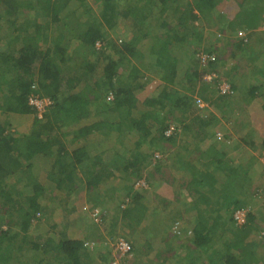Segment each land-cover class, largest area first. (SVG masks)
Wrapping results in <instances>:
<instances>
[{"label":"trees","instance_id":"trees-1","mask_svg":"<svg viewBox=\"0 0 264 264\" xmlns=\"http://www.w3.org/2000/svg\"><path fill=\"white\" fill-rule=\"evenodd\" d=\"M32 1L36 0H29L30 5ZM38 1L37 15L47 18L42 24L35 21V29L30 30L29 25L16 27L18 0H0V16L5 13L13 33H28L19 50H10L20 38L12 32L6 45H0V113L36 114L29 134L17 135L10 130V123L0 122V264H95L85 246L86 238L92 236L112 238L108 244L111 254L123 264L129 257L113 254L116 239L124 238L133 246L143 239L153 247V234L144 236L136 229L144 222L152 225L143 202L150 185L135 189L146 153L136 152L132 164L130 160L122 163V171L114 167L128 153L127 134L137 132L141 147L155 129L158 132L152 139L157 145L163 140L176 145L174 139L180 131L184 133L171 163L176 172L190 180L188 190L197 197V206H205L206 214L198 208L193 230L189 237L183 235V240L200 249L203 260L213 263L251 264L262 260L257 251L260 244L264 246V235L254 242L242 240L256 234L257 212L250 209L246 223L240 226L224 214L223 208L253 199L254 179L247 163L233 162L221 139H232L227 123H239L242 133L243 128H249L251 123L240 119L244 106L264 95V0H74L79 7L68 8L66 14V6L73 0ZM232 2H236L234 6ZM220 10L236 13L229 18ZM82 15L87 17L85 24L80 21ZM121 21L125 32L116 36ZM53 24L51 37L48 29ZM239 31L252 32L240 39L236 37ZM139 39L146 41L148 55L137 49ZM220 41L227 54L244 60L245 72L238 70L240 64L226 66L225 54L218 51ZM199 53L216 58L202 66ZM206 73H217V77L205 80ZM156 76L165 85L147 91ZM223 82L230 84L234 94L220 93L218 87ZM31 96L52 100L41 117L29 102ZM201 102L220 115H202ZM261 105L264 112V97ZM199 110L201 113L195 115ZM92 115L95 121L81 127L74 124L76 119ZM170 124L178 127L176 135H166L165 128ZM190 132H194L195 142L189 140ZM218 132L223 135L218 136ZM197 135L199 141L214 140L199 149L205 145H196ZM245 137V143L264 148V140L259 142L250 134ZM103 144L108 147L97 153ZM160 146L156 149L162 156H169ZM196 151L198 158H193ZM37 152L57 157L48 174L50 182L43 183L38 176L34 162ZM112 176L118 177L110 181ZM82 191L88 209L102 212L101 223L79 239L64 227L72 230L74 223L81 226L82 217L71 215L73 209L66 204ZM58 208L59 214L64 212L63 224L50 220ZM49 211L51 215L47 216ZM174 216L166 229L175 233L178 224L183 234ZM37 222L39 230L33 233ZM227 231L238 239L234 245L225 241ZM217 242L220 246H215ZM187 259L198 264L197 259Z\"/></svg>","mask_w":264,"mask_h":264},{"label":"crops","instance_id":"crops-1","mask_svg":"<svg viewBox=\"0 0 264 264\" xmlns=\"http://www.w3.org/2000/svg\"><path fill=\"white\" fill-rule=\"evenodd\" d=\"M74 3L76 4V2L73 0L67 4L65 8L66 11L64 12V14L68 13V10H67L68 8L79 7L77 6V4L74 6ZM226 3L229 4L231 2L227 1ZM235 3L236 2H232V5L234 6ZM10 4L11 3H9V5ZM18 6H19L18 19L16 21V27L18 28L20 27L27 28V25H29L31 26L30 30H34L35 21H37L38 24H42L47 18L43 14L37 15V13L40 11V3L38 0L32 1L31 5L29 3V0H18ZM80 12L78 11L77 14H79ZM220 12L226 13L229 18H232L233 15L236 13V11H229V10L228 11L220 10ZM1 16H0V32H1L2 39H1L0 45L4 47L6 45L7 37L10 38L9 36L11 35V32L13 33V31L10 26V23L6 21V19H4L5 13L3 15L1 14ZM61 16H63V14H61ZM79 18H80V21L85 24L87 17L85 15H82ZM54 26L55 24H53L48 29V32H51L52 30H54L55 29ZM125 28L126 27H123L122 21H121L120 25L117 26L118 34L116 36H119L120 33L123 34L125 32L124 31ZM15 30L16 29L14 28V31ZM15 33H13L12 36L17 37L16 35H18L20 38L18 42L15 45H13L15 47L10 48V50H13L16 48L19 50L20 46L22 45L23 37H25V35H28V33L25 31H16ZM52 34H53V31L51 33V37H52ZM138 34L139 33H135L136 36H138ZM222 43H223L222 41L219 42L218 51H221V48L222 50H224V46H222ZM137 49L147 55L149 54L147 43L146 41H144V39L138 40ZM231 58H234V57L231 56ZM146 59H149V58H146ZM236 62L237 63L235 65L240 64V66L238 67V70L242 71L243 68L241 67V65L242 64L244 65L243 63L244 61L242 62V60L236 59ZM98 71H100V69ZM146 76L152 77V75L150 74H146ZM156 77L152 78L150 84L146 88L147 91L148 90L154 91L156 87L161 88L165 85L163 84L161 80L158 79V77L157 78ZM260 88L261 89L259 92L262 91V87ZM263 97L264 95L256 99V101L249 104L248 106H244L245 108L243 109V114H242L243 117L245 116L244 118L242 117V121L251 123L248 129L243 128L245 129V132L243 133H245L247 136L250 134L251 136L256 138L259 142H263L264 140V121H263L264 112L262 109L263 106L261 105ZM202 111L205 112L202 115L210 114L211 112H214V114L217 113V115H220L218 114V112L212 110V108L211 109L203 108ZM252 111H255V113H253ZM199 113H201L200 110L198 113H194V114L199 115ZM35 115H36L35 113H27V114L0 113V122L7 121L8 123H10L11 125L10 130L17 135L29 134L30 132H32L34 128L33 123H34ZM49 115L51 114L49 113ZM249 115H251L250 118H249ZM252 115H258V120L254 119ZM92 121H95L94 115L84 117L82 119H76L75 120L76 123L74 124H77V126L81 127L82 125L88 124ZM215 131L217 132L216 129ZM155 132L157 133L158 131L155 129ZM227 132L230 135V137H232V139L230 140L221 139V141H225L223 142V145H225V150L227 151L229 156L232 157L233 162H240V163L245 162L247 163L246 165L250 166L251 168L250 177L251 179H254L251 191H253L254 196L252 200L248 198H247L248 200H246L245 198L243 202L240 203V205H237L236 207L232 206L230 209L223 208L224 209L223 211L225 212L224 213L225 215L233 217L234 211L236 209L250 210L253 208V210L257 212L256 215L259 219L258 221L259 228L255 235L253 234L250 237L247 236L243 238L242 240H244L246 243L250 241L254 242L252 240H257V238L259 239V236L261 234L264 235V148L262 149L260 147L259 148L257 147L256 149L251 144H249V142L245 143L243 139L246 137H245V134L241 132V128L235 130V132L233 131H227ZM156 133H153V134L151 133V136L147 138L148 140L146 139L147 140L146 142L144 141V143L142 142L143 144L141 143L142 145L140 144L141 147L138 145L139 140H137L138 138L137 132L127 134L129 137H127L126 139V142H128L126 144L127 146H130L128 148V153L125 156V158H122L121 161L118 162V165L114 167V169L118 168L115 170L120 169L122 171L123 169L122 163H124V161L130 160V163L132 164L134 161L133 156L136 155V152L143 150L144 153H146V156L144 158L146 164L143 165V173L141 175L142 177L146 178L149 181L150 187L148 189L145 188L146 190L144 193L143 202L146 204L148 208V210L146 211L147 214L151 216V220H150L151 222L148 221V223H152V225L145 224L144 222L139 228H136V229L140 230L142 235L144 236L153 234L154 238L151 239L152 241L151 243H153L152 244L153 247L149 248V246H147V243H145L146 241H142L143 239L142 240L138 239L133 246L134 247L133 255L129 259L124 260V261L126 262V264H192L190 263L189 259H187L189 256L190 259L192 260L197 259L198 264H225L219 261H217L216 263H213L212 261L203 260L199 256V253L201 252V250L196 249V247L194 248V246L191 245V243L189 242L186 243L185 242L186 239L183 240L184 239L183 235L184 237H187V236L189 237L191 234V231L193 230L192 227L195 224L194 218L198 216V212H199L198 208H200V212L201 211L205 212V206L204 207H202V205L200 207L197 206V203H196L197 197L192 195L191 191L188 190V183L190 182V180L188 179V177H186V175L182 174L181 172H176L173 167V163H171V160L173 159L171 158V155L173 153L178 152L177 151L179 148L178 145L182 142L181 138L183 137L184 133L180 131L178 137L176 136L177 138L174 139L176 141V145H174L173 143L169 144L165 140H163L162 142L163 145L162 143H159L161 145L160 147L163 146L162 148L167 149L168 155L170 154L169 156H165V155L162 156L161 151L156 149L157 148L156 146H158L159 144L157 145V142L152 139L154 137L153 135H156ZM188 134L190 135L189 140H193L195 142L194 132L192 133L190 132ZM199 139H200L199 135H197L196 145L198 146L197 143H199V145H205V146L200 147L199 149L201 148L205 149L207 147L206 144L207 143L209 144L214 140L213 137L207 138L204 141H199ZM106 144H103L100 147L97 146L99 148H97L96 152L98 153L100 151H103L106 147H108V145ZM113 145H114L113 147L117 146V144H113ZM192 145L195 146V143ZM120 147H122V144ZM116 150H119V149L116 148ZM156 151L161 155L160 157H154L155 156L154 154ZM196 153L197 151L195 152V155L193 158H196V157L198 158V155H196ZM56 158H57L56 155L45 154L43 152H37V154L35 155L34 157L35 167L38 168L39 170L38 176L43 180V183L50 182V180L48 181L49 179L48 174L52 166L54 165ZM105 158H107L106 155L105 156L103 155V159ZM134 166H137V165H134ZM127 173L129 177H131L132 179H136V175H134L133 177L130 171H127ZM139 176H140V172H139ZM115 177H118V176H112V178H109L110 181H113ZM140 190H144V189H140ZM256 192H258V195L255 194ZM78 194L84 197L85 196L84 194L86 193L82 191V192H79ZM85 198H83L84 201L80 205L79 209L81 212L89 216L86 211V207H89V206L88 204H86ZM119 199H121V196L119 197ZM207 212L208 214L210 213V211H207ZM172 214L175 215L174 216L175 220L180 222L181 226L183 227L182 235H178L166 229L171 216L173 217ZM119 227L121 228L122 226H119ZM35 230L37 231L39 229H35ZM224 236L226 237L225 239H227L225 241L232 243L233 245L238 240L237 238H234L235 235H233L232 231H227V233ZM105 237H109V236L106 235ZM111 239L112 238H108L107 240H99L95 238L94 236H92V238H86L85 241L89 240V241L99 242L97 243L98 246L95 249L93 250L88 249L89 253H91L92 255L94 254L93 263L95 261V264H123V261L119 263H115L114 261V258L111 254L110 247L108 246V244L110 245L109 241ZM220 244H221L220 242H217L215 243V246L216 245L220 246ZM234 252L239 253L238 250L236 249ZM257 252L259 255L262 256L261 257L262 260L258 262H253L251 264H264V246L260 244V246H258ZM209 253L211 255L210 250H209ZM103 254H105L106 256L103 257Z\"/></svg>","mask_w":264,"mask_h":264},{"label":"built area","instance_id":"built-area-1","mask_svg":"<svg viewBox=\"0 0 264 264\" xmlns=\"http://www.w3.org/2000/svg\"><path fill=\"white\" fill-rule=\"evenodd\" d=\"M264 28V27H263ZM238 35L241 38L246 39L245 37V31H239ZM243 36V37H242ZM98 45L100 46V43H98ZM199 61L201 63V65L206 66L208 64L209 61L215 60L216 56L213 54H202L199 53L197 54ZM217 73H206L204 78L205 80L211 81L216 79L215 77H217L216 75ZM219 90L221 94H228L229 96L234 94V91L231 89V86L228 82H223L219 85ZM30 104L33 105L39 116L41 117L43 114V111H45L46 107L49 106L52 103V100L48 97H39V96H31L30 100H29ZM200 107H205L207 106V104L205 102H201L199 103ZM178 127L175 126L174 124H170L165 128V133L167 136H173L176 135L178 133ZM218 136H222L223 134L221 132L217 133ZM137 187H146L147 183L144 179L139 180L136 183ZM129 199L127 198L126 201H128ZM86 211L87 213L90 214V217L93 221H95L97 224L101 223V212L102 210L98 209V208H94L92 211L90 209H88V207H86ZM247 216H248V211L246 209H236L234 211V220L236 221V223L240 226L243 225L244 223H246L247 220ZM175 232L178 234H182L181 229H179L178 224L175 225L174 227ZM113 254L116 256H120V257H131L134 253V248L133 245L128 241L125 240L124 238H118L116 239L113 243ZM85 246L88 247V249H92L96 246V243L94 241H85Z\"/></svg>","mask_w":264,"mask_h":264},{"label":"rangeland","instance_id":"rangeland-1","mask_svg":"<svg viewBox=\"0 0 264 264\" xmlns=\"http://www.w3.org/2000/svg\"><path fill=\"white\" fill-rule=\"evenodd\" d=\"M226 15V14H225ZM172 17V16H171ZM261 30H263L262 28H261ZM210 31L212 32L213 31V28L212 29H210ZM252 32V31H251ZM250 32V33H251ZM215 33H216V31H215ZM248 32H246L245 31V37L246 36H249V34L250 33H248ZM213 33H211V35H212ZM217 34V33H216ZM236 37L237 38H239V36H238V34L236 35ZM243 37V36H242ZM224 39V38H223ZM233 43V42H232ZM224 45V43H222V46ZM221 46V47H222ZM227 52V50L224 48V50H222V48H221V51L219 52V53H224L225 54V63H226V66H232V65H235L237 62H236V59H237V57L236 58H231V56L229 55V54H227L226 53ZM238 60V59H237ZM244 61V60H243ZM245 64V63H244ZM241 67H244L243 68V70L242 71H244L245 69H246V64L244 65V66H241ZM221 71H224V68L221 70ZM259 111V110H258ZM253 113H255V111H252ZM248 116V115H247ZM245 117V116H244ZM243 117V118H244ZM251 117V115H249V118ZM252 117L254 118V119H256V120H258V115H252ZM240 119H242V115H241V118ZM223 120V119H222ZM223 122L224 123H227V121L226 120H223ZM227 125H228V127L226 128L227 129V131H233V132H235V130H237V129H240V126H239V123L236 125V124H234V125H232V124H228L227 123ZM220 129L223 131V129H222V127H220ZM116 142V141H115ZM77 194V193H76ZM84 197L83 196H81V195H76V196H73V197H71L69 200H70V202H68L66 205H68L67 207L68 208H70V209H73V210H71V212H72V214L71 215H74L75 217H76V215L77 216H79V217H82V221L83 222H81V226H76L75 225V223H74V226H73V228H72V230H69V229H67V228H65L64 227V229H65V231H68L73 237H77V238H79V239H81V238H85L86 236H87V233H88V231H91V230H93V228H94V226H95V224H94V222H92V220H90V217H88L85 213H83V212H81L80 211V209H79V207H80V205L82 204V202L84 201V199H83ZM75 209H76V212H75ZM60 211V209L58 208L57 209V214L56 215H54V216H51V222H55V223H58V224H63V221H64V218H63V214H64V212H61V214H62V217H61V214H59L58 212ZM76 214V215H75ZM51 215V211H49L48 212V214H47V216H50ZM58 215V216H57ZM44 222V221H43ZM62 222V223H61ZM38 223L39 222H37V223H34V225H33V233L36 231L35 229H37L36 228V226L38 225ZM64 223H65V221H64ZM36 225V226H35ZM83 226V227H82ZM118 228H120L119 226H117ZM116 238V237H115ZM112 240V239H111ZM98 242V241H97ZM99 243V242H98ZM97 247V243H96V246L94 247V248H92L91 250H93V249H95ZM90 255H91V259L93 260L94 259V254L92 255L91 253H90ZM116 259H118V258H115L114 260L115 261H117L118 263L119 262H121V260H116Z\"/></svg>","mask_w":264,"mask_h":264},{"label":"clouds","instance_id":"clouds-1","mask_svg":"<svg viewBox=\"0 0 264 264\" xmlns=\"http://www.w3.org/2000/svg\"><path fill=\"white\" fill-rule=\"evenodd\" d=\"M196 13L198 14V12H196ZM195 24H197L196 21H195ZM237 34H238V32H237ZM238 36H239V35H238ZM239 38H240V39H244V38H241L240 36H239ZM246 38H247V36H246ZM201 108H202V107H201ZM203 108H204V107H203ZM203 108H202V109H203ZM154 155H155L154 157H160V156H161L157 151L155 152ZM142 179H144V180L146 181L147 186H146V187H137L136 183H137L139 180H142ZM137 182L135 183V189H143V188L145 189V188H148V187H149V184H148L149 181H148L146 178H144V177L138 179ZM128 199H129V198H128ZM123 205H124V203L122 204V206H123ZM125 205H126V202H125ZM246 210H247V209H246ZM247 211L249 212V210H247ZM88 217H90V216H88ZM233 218H234V215H233ZM90 220H92L91 217H90ZM92 222H94L95 225L97 224V223H96L95 221H93V220H92ZM175 233H176V232H175ZM176 234H178V233H176ZM178 235H181V234H178ZM87 241H89V240H87Z\"/></svg>","mask_w":264,"mask_h":264}]
</instances>
